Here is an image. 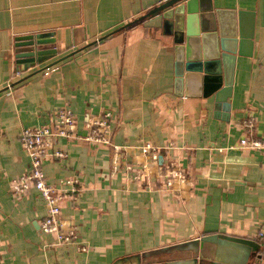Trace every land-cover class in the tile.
Instances as JSON below:
<instances>
[{
    "label": "crops",
    "instance_id": "obj_1",
    "mask_svg": "<svg viewBox=\"0 0 264 264\" xmlns=\"http://www.w3.org/2000/svg\"><path fill=\"white\" fill-rule=\"evenodd\" d=\"M160 1L0 0V264H136L212 233L254 240L247 264H264V148L240 144L264 137V0H214L252 26L227 111L175 86L171 37L161 19L142 18ZM37 32H51L57 51L24 68L14 37ZM63 106L75 114L74 137L55 139L62 155L43 169L51 183L75 179L60 217L77 242L57 244L40 227L38 190L14 195L9 184L29 170L22 128L55 124ZM104 111L109 142L84 139L87 120Z\"/></svg>",
    "mask_w": 264,
    "mask_h": 264
},
{
    "label": "water",
    "instance_id": "obj_2",
    "mask_svg": "<svg viewBox=\"0 0 264 264\" xmlns=\"http://www.w3.org/2000/svg\"><path fill=\"white\" fill-rule=\"evenodd\" d=\"M226 12L214 0H161L142 16L161 19L163 32L171 37L175 86L186 93L190 87L201 89L205 96L213 95L215 105L225 111L236 55L251 53L244 48L250 46L252 37L243 11L230 16ZM54 41L51 32L16 35L15 62L27 68L52 57L57 51ZM258 249L259 243L252 239L212 233L143 252L136 264H247Z\"/></svg>",
    "mask_w": 264,
    "mask_h": 264
},
{
    "label": "built area",
    "instance_id": "obj_3",
    "mask_svg": "<svg viewBox=\"0 0 264 264\" xmlns=\"http://www.w3.org/2000/svg\"><path fill=\"white\" fill-rule=\"evenodd\" d=\"M18 73L19 71L17 70L16 74ZM8 87L9 91H11L13 85L8 83ZM110 117V112L104 111L102 114L88 119L86 122L88 134L83 136V138L109 142ZM54 119L55 124H42L22 128L20 142L29 157V170L21 177L12 179L9 187L14 195L22 194L31 186L38 190L46 205V214L40 220L42 231L54 233L57 244L74 243L77 242L75 235L63 227L60 217V202L67 192L77 191L75 179L66 178L59 180L57 183L49 182L43 169V160L50 154L55 156L62 155L61 151L53 150L54 141L58 136L74 137L73 129L76 117L71 108L63 106L56 110ZM240 144L243 147L264 148V137L258 144L247 138H242L240 139ZM143 150L154 152L155 147L150 143H144Z\"/></svg>",
    "mask_w": 264,
    "mask_h": 264
}]
</instances>
